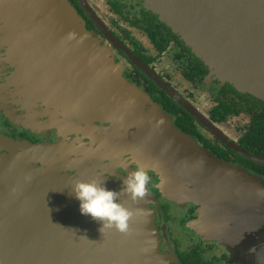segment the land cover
Listing matches in <instances>:
<instances>
[{
    "label": "water",
    "instance_id": "obj_1",
    "mask_svg": "<svg viewBox=\"0 0 264 264\" xmlns=\"http://www.w3.org/2000/svg\"><path fill=\"white\" fill-rule=\"evenodd\" d=\"M146 2L222 79L264 99V0ZM0 17L11 25L1 29L2 46L6 47L7 41L11 50L15 40L29 41L36 68L45 76L57 77L54 60H59V48L65 50V78L71 84L78 81L81 121L90 127L110 121L155 122L165 146L177 154L168 163L174 162L185 178L179 190L188 192L190 200L213 197L208 210L212 237L228 239L238 223L235 232L245 234L241 240L247 239L252 210L258 207V215L264 216V183L256 174L202 147L172 118L166 119L165 112L155 115L151 106L154 101L147 93L123 85L117 65L69 0H0ZM55 39L62 41L60 46L54 44ZM5 55L10 62L11 54ZM181 103L224 143L243 156L264 163V157L229 142L194 109ZM138 133L117 132L119 137H127L126 150L129 151L130 142L131 147L136 146L134 155L139 159L146 157V149L153 144L136 136ZM150 135L156 138L155 132ZM0 143L13 154L0 155V264H160L163 254L153 229L151 237L145 235V229L138 235L139 230L129 221L128 233L115 228H105L102 233V222L80 212L72 185L78 180L106 181L94 173L89 160L79 159L81 166L73 175L58 167L60 159L66 160L72 154L69 150L60 151L59 145L18 143L1 133ZM105 185L117 189L111 183ZM118 200L130 211L143 213L140 198L121 193ZM263 252L264 247L260 254ZM261 262L264 264L262 258Z\"/></svg>",
    "mask_w": 264,
    "mask_h": 264
},
{
    "label": "flooded vegetation",
    "instance_id": "obj_2",
    "mask_svg": "<svg viewBox=\"0 0 264 264\" xmlns=\"http://www.w3.org/2000/svg\"><path fill=\"white\" fill-rule=\"evenodd\" d=\"M69 1L87 29L105 47L108 58H114L115 64L122 68L128 83L147 93L177 127L192 135L202 147L256 174L264 183L263 162L249 159L224 143L181 103L194 109L229 142L264 157L258 138L254 143L256 151L246 145L250 126L257 115L264 113V99L222 79L174 27L147 6L146 0ZM3 21L1 29L11 28ZM14 43L23 49L26 40ZM26 48L29 58L24 64L19 53L17 59L9 62L5 55L7 48H0V133L18 143L59 145L60 151L72 153L58 163L63 172L77 174L81 166L79 159L85 158L94 169L122 186L130 172L142 166L125 147H118L119 136L107 123L100 122L92 129L79 119L78 81L71 84L65 78V50L59 48V60H54L58 75L50 78L37 70L29 45ZM104 126L109 128L105 130ZM100 129L102 139L97 135ZM0 155L13 156L1 143ZM38 164L44 166L40 161ZM149 174L151 181L144 200L154 212V236L160 242L167 264H262L264 216L258 215V207L252 210L247 239L237 241V245L241 242V247L245 246L240 250L247 247L245 256H241L243 252L229 248L230 251L215 237H203L193 227L199 220V205L172 201L161 193L159 175L153 170Z\"/></svg>",
    "mask_w": 264,
    "mask_h": 264
},
{
    "label": "rangeland",
    "instance_id": "obj_3",
    "mask_svg": "<svg viewBox=\"0 0 264 264\" xmlns=\"http://www.w3.org/2000/svg\"><path fill=\"white\" fill-rule=\"evenodd\" d=\"M2 21H3V19H1V17H0V26H1ZM1 37H2V30L0 28V41H1ZM28 42L29 41H26V45H24L23 49H20V47H19L20 45H16L17 42L13 43L12 44L13 49L11 47V50L8 49V42L7 41L4 42V44L7 45L6 47H7L8 53L11 54V57L9 58L10 62H12L16 58L17 53H19L20 58H22L23 64L28 61L29 55H28V50L26 48V46L29 45ZM53 42L57 46H60V44L62 43V41L59 39H55V40H53ZM2 45H3V43L1 41L0 42V48L5 47ZM109 55H110V53H109ZM111 59L114 61V58H111ZM114 63H115V61H114ZM117 72L119 74L120 81L123 85H128V86L131 85L130 83H128L125 80L124 75H123V70L120 66L119 67L117 66ZM65 74H67L66 71H65ZM131 86H133V85H131ZM151 106H152V112L155 115H157L158 111H160L164 115L165 111L159 104L152 102ZM164 116L166 119L172 118L167 113ZM107 124L109 127L113 128V130H116V134L119 130L136 131V132H140V133L136 134V136H141L143 139L151 141L150 143H152L153 145H152L151 149H146V157L140 156L139 159L136 158V156L134 155L136 146L131 147V142H130L129 151L127 149V152L134 155L135 160L142 167H145L148 171L153 170L154 172H156L159 175L158 187L160 188L161 193L162 192L165 193L166 197H168L172 201L174 200L178 204L194 203V204L199 205V207H200L199 220H197L195 223H193V227H195V229L198 230L203 237L211 239L212 238V233H211L212 230H210V226H211L210 221H209L210 213L208 215V210H209V206L212 202L213 197H212V195H209L207 197L205 196L204 198H200L201 197L200 196V197L194 198L193 200H190L189 197H187L188 192H182L181 190H179L180 183L185 178L178 172V170H176V166H175L174 162L168 163V162H170L169 161L170 157H173L175 154L167 146H165V142H164L162 136L160 135V129L158 126L155 125V122L150 120V121L144 123V121L137 119L134 121H110V122H107ZM104 127H102V128L104 129ZM109 127H105V130ZM91 128L93 129V127H91ZM101 131L102 130L100 129L97 132V135H99L100 138L102 139L101 136H103V135L100 134ZM152 131L155 132V134H156L155 139L150 137L151 136L150 133ZM116 138H117L118 144H119L118 147L121 149L123 147L126 148V146L128 145L127 137L125 135H122V136L116 137ZM138 153H140V152H138ZM175 156H177V154ZM154 163H156V164H154ZM167 164H169V165L167 166ZM231 166H233V165H231ZM226 168L230 169L232 167H226ZM92 169H93L94 173H97L102 179H106L105 183L106 182H108L109 184L111 183V185H113V187L117 188L116 190L119 192V194L122 193L123 195H126L127 197L131 196L127 191L121 190L122 186L119 183H117L115 180L108 179L103 173L98 172L93 167H92ZM142 204L144 207L143 213H141V211H137L136 213L132 212L133 215H132L130 221H131L132 226L134 228H136L137 230H139L138 235L140 234L141 230L145 229L144 230V232L146 233L145 235L151 237L150 231L152 229L155 230L153 228L154 212L149 207L147 201H145L144 198L142 200ZM147 218H149V221L147 220ZM237 232L238 231H236L232 235V237H230V239H228V240L222 239V240H220V242L223 243L228 249L229 248H231V250L237 249L236 251L238 253L243 252L241 254V256H243L244 251L247 249V247L244 248V250H240L241 242H239V244L237 245V240H241L245 234L244 233H237ZM261 242H262V240L260 239L259 244ZM242 247H245V246H242ZM236 251H234L232 254L235 255ZM250 252H253V247L250 249ZM242 259L247 260L248 258H242ZM163 261L165 264L168 263L167 258H160V264H162Z\"/></svg>",
    "mask_w": 264,
    "mask_h": 264
},
{
    "label": "clouds",
    "instance_id": "obj_4",
    "mask_svg": "<svg viewBox=\"0 0 264 264\" xmlns=\"http://www.w3.org/2000/svg\"><path fill=\"white\" fill-rule=\"evenodd\" d=\"M150 181L149 171L145 167L137 166L125 178L121 190L127 191L133 199H142L147 194L146 187ZM71 188L80 202V212L102 222L100 228L102 233L105 228H115L121 233L129 232V221L133 213L119 202L118 191L106 187L104 182L100 183L95 179L78 180Z\"/></svg>",
    "mask_w": 264,
    "mask_h": 264
},
{
    "label": "trees",
    "instance_id": "obj_5",
    "mask_svg": "<svg viewBox=\"0 0 264 264\" xmlns=\"http://www.w3.org/2000/svg\"><path fill=\"white\" fill-rule=\"evenodd\" d=\"M260 111H262V109H260ZM180 130H182V129H180ZM183 132L189 134L188 132H185V131H183ZM191 137H192V135H191ZM256 138L259 139V143H260L259 146L261 148H264V113H261L260 115L256 116L252 125L250 126L249 132L246 135V145L249 149H251L253 151H256L254 149V143H255Z\"/></svg>",
    "mask_w": 264,
    "mask_h": 264
}]
</instances>
